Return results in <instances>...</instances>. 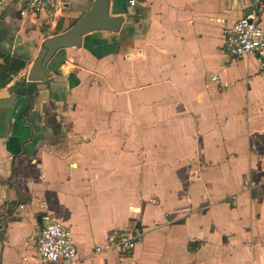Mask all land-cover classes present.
I'll return each instance as SVG.
<instances>
[{
	"label": "crops",
	"instance_id": "0c3cea01",
	"mask_svg": "<svg viewBox=\"0 0 264 264\" xmlns=\"http://www.w3.org/2000/svg\"><path fill=\"white\" fill-rule=\"evenodd\" d=\"M93 1L21 14L0 0V63L26 61L4 88L33 82L44 40ZM251 7L110 0L117 33L84 35L29 99L14 92L0 109V264H264V69L229 57L222 34ZM43 212L70 229L75 261L38 257ZM117 230L132 251L96 252Z\"/></svg>",
	"mask_w": 264,
	"mask_h": 264
},
{
	"label": "built area",
	"instance_id": "2783aa9c",
	"mask_svg": "<svg viewBox=\"0 0 264 264\" xmlns=\"http://www.w3.org/2000/svg\"><path fill=\"white\" fill-rule=\"evenodd\" d=\"M21 5V14L40 12L56 6L59 0H12ZM132 2V1H131ZM252 7L231 26L224 27L223 46L229 57L252 56L259 67L264 69V29L257 23V11L263 0H251ZM218 81V77H210ZM22 204L19 208H22ZM41 229L36 239L37 255L46 261H68L77 259L78 250L70 229L60 223L49 212L41 214ZM136 245V235L121 230L115 231L106 244L95 248L96 252L115 249L119 253H129Z\"/></svg>",
	"mask_w": 264,
	"mask_h": 264
},
{
	"label": "water",
	"instance_id": "95a60500",
	"mask_svg": "<svg viewBox=\"0 0 264 264\" xmlns=\"http://www.w3.org/2000/svg\"><path fill=\"white\" fill-rule=\"evenodd\" d=\"M109 2L110 0H94L90 8L80 15L69 28L45 39L29 69V80L46 81L51 76L49 66L51 59L65 48L80 47L84 35L105 31L117 33L125 17L122 14L109 15ZM248 12L249 10L246 13ZM10 89L0 90V109L10 108L15 101L16 95Z\"/></svg>",
	"mask_w": 264,
	"mask_h": 264
},
{
	"label": "trees",
	"instance_id": "16d2710c",
	"mask_svg": "<svg viewBox=\"0 0 264 264\" xmlns=\"http://www.w3.org/2000/svg\"><path fill=\"white\" fill-rule=\"evenodd\" d=\"M26 66V61L18 57H3L0 63V89H3L13 79V76L17 75ZM13 90L21 96L30 98L33 92L36 90L34 82L25 81L16 82L12 86Z\"/></svg>",
	"mask_w": 264,
	"mask_h": 264
},
{
	"label": "flooded vegetation",
	"instance_id": "af4514ba",
	"mask_svg": "<svg viewBox=\"0 0 264 264\" xmlns=\"http://www.w3.org/2000/svg\"><path fill=\"white\" fill-rule=\"evenodd\" d=\"M10 90H11V92H13V94H14V92H15V91L13 90V88H12V87H11V89H10Z\"/></svg>",
	"mask_w": 264,
	"mask_h": 264
}]
</instances>
